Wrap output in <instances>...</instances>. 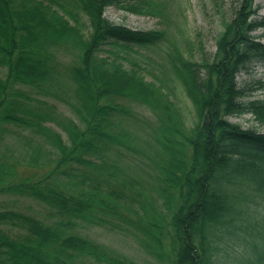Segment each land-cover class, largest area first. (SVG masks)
<instances>
[{
  "label": "trees",
  "instance_id": "1",
  "mask_svg": "<svg viewBox=\"0 0 264 264\" xmlns=\"http://www.w3.org/2000/svg\"><path fill=\"white\" fill-rule=\"evenodd\" d=\"M113 2L0 0V141L13 135L5 134L9 127L34 133L25 142L34 171L22 176L0 157V195L48 208L46 219L0 210V264H134L79 233L86 226L130 233L160 263L264 264V132L228 120L248 114L264 125V99L243 100L237 82L249 65H264L259 6L236 0L210 59L189 61L177 49L170 57L196 108L197 122L186 129L160 78L146 81L136 61L126 69L117 57H98L110 43L138 50L166 36L109 22L104 13ZM75 11L87 18V34L79 19L66 18H79ZM59 50L72 59L63 63ZM59 76L71 83L83 128L18 88L63 101L61 90L50 89ZM111 97L141 103L157 118L149 140L160 157L143 184L108 155L113 146L132 147L125 130L110 131L112 119H135L123 106L101 103Z\"/></svg>",
  "mask_w": 264,
  "mask_h": 264
},
{
  "label": "rangeland",
  "instance_id": "2",
  "mask_svg": "<svg viewBox=\"0 0 264 264\" xmlns=\"http://www.w3.org/2000/svg\"><path fill=\"white\" fill-rule=\"evenodd\" d=\"M70 1V0H67ZM236 0H114L105 9V17L111 23L123 25L130 29L142 31L162 30L166 33L165 39L153 47L145 49H126L119 44H109L101 47L98 52L99 58L108 57L109 60L119 58L118 62L126 69L130 68L129 62L136 61L141 67V74L148 82H156L153 76L160 78L165 83L170 100L180 114L183 125L186 129L192 128L196 122V108L187 97L181 83L174 76L170 65V57H174L176 49L189 61L201 63L215 52L216 40L223 31V25L233 17L232 5ZM259 6L258 15L264 16V0H255ZM70 6H73L70 5ZM136 7L137 11H131L127 7ZM74 14L79 18H66L73 24L79 19V27L85 34L88 33L89 26L87 18L80 12ZM262 31L257 30L259 35ZM264 42V39H262ZM68 51L59 50L57 57L63 63H68L72 56ZM5 69L0 68V77L4 78ZM58 84L50 89L60 91V101L51 96L36 92L25 86H18L22 92H27L30 97L54 106L59 115L72 119L79 127L83 125L78 119L75 108L78 107L76 100L70 95L71 83L64 77L59 76ZM264 80V65H249L237 76L238 85L244 90L243 100L264 99V88H260L259 82ZM68 99V100H67ZM67 100V103L65 101ZM70 103V104H68ZM101 103H111L125 107L134 114L135 119L115 117L112 119L110 131L112 133L127 132V140L130 145L129 152L111 147L108 155L113 163L123 168L129 173L130 178L137 185L148 181L151 173L152 163L159 161L156 152L160 146L153 144L149 140L153 136L152 129L156 128L157 118L150 108L131 99L111 97ZM230 122L240 124L243 128H253L259 132H264V125L255 122L250 115L232 117ZM46 126L64 133L54 123H45ZM13 134L3 142L0 141V157L7 158L11 165H14L16 172L28 174L31 170L26 166L28 148L31 145L25 143L30 134L29 131L8 128V133ZM29 134V135H28ZM123 136L124 134H117ZM27 138V139H26ZM32 145L35 141H31ZM151 144V145H149ZM43 155L49 154L45 153ZM45 166V164H44ZM146 173V174H145ZM148 174V175H147ZM23 176V175H22ZM134 182V183H135ZM14 210L27 215L46 219L48 208L30 198H11L0 195V210ZM79 233L85 237L103 244L126 257L130 263L134 264H165L153 258L146 248L139 242V239L132 234L125 233L110 226L80 227Z\"/></svg>",
  "mask_w": 264,
  "mask_h": 264
}]
</instances>
